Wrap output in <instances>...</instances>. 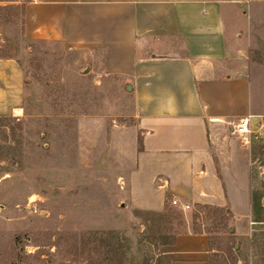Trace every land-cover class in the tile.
Here are the masks:
<instances>
[{
    "label": "rangeland",
    "instance_id": "obj_1",
    "mask_svg": "<svg viewBox=\"0 0 264 264\" xmlns=\"http://www.w3.org/2000/svg\"><path fill=\"white\" fill-rule=\"evenodd\" d=\"M25 1L0 0V57L19 58L27 88L19 117L17 108L0 115V264H167L163 251L175 235L199 229L218 249L212 264H237L226 201L228 193L242 197L224 176L237 177L243 162L230 151L242 146L264 170V130L255 123L248 142L219 130L229 154L214 156L213 172L202 162V191L189 188L182 198L189 209L172 204L168 191L161 210L117 203L133 176L109 153L79 150L78 119L128 125L130 90L119 76L104 74L93 53L27 38ZM232 2L230 62L245 71L253 105L264 112V0ZM232 160L237 168L223 170ZM143 190L148 197L160 192Z\"/></svg>",
    "mask_w": 264,
    "mask_h": 264
},
{
    "label": "crops",
    "instance_id": "obj_2",
    "mask_svg": "<svg viewBox=\"0 0 264 264\" xmlns=\"http://www.w3.org/2000/svg\"><path fill=\"white\" fill-rule=\"evenodd\" d=\"M233 3L25 1L22 31L27 38L93 53L101 60L102 72L119 76L130 90L133 112L128 125L90 116L78 119L79 150L109 153L120 170L133 176L117 203L161 210L167 191L185 202L189 188L195 194L202 191L198 174L203 172L202 162L213 172L214 156L222 159L229 154L219 132L230 130L224 120L249 117L252 129L256 123L263 131L264 112L253 105L251 81L230 62ZM26 90L19 58L0 57V115L20 109ZM233 151L231 157L243 166L236 169V179L224 176V185L237 186L242 197L234 201L228 193L226 201L236 240L233 247L240 255L237 264H264V170L246 146ZM235 166L232 160L222 167L232 171ZM141 169L145 173L139 175ZM134 187L142 189H135L142 196L134 194ZM143 187L160 192L148 197ZM217 252L210 232L187 230L175 235L163 257L167 264H212Z\"/></svg>",
    "mask_w": 264,
    "mask_h": 264
},
{
    "label": "built area",
    "instance_id": "obj_3",
    "mask_svg": "<svg viewBox=\"0 0 264 264\" xmlns=\"http://www.w3.org/2000/svg\"><path fill=\"white\" fill-rule=\"evenodd\" d=\"M18 110L19 111H17V114H14V115H17V117H19L21 109H18ZM215 120L216 121H223L219 118H215ZM223 122L225 124H227L228 126H230V132L232 134L236 135L238 138H241L245 142L249 141L250 136L254 132V130L251 127L249 117L240 118L239 121H237V122H233L230 120H224ZM260 129L264 130V123L260 124ZM171 203L179 206L183 210L189 209L188 203L182 202L177 198H172Z\"/></svg>",
    "mask_w": 264,
    "mask_h": 264
}]
</instances>
